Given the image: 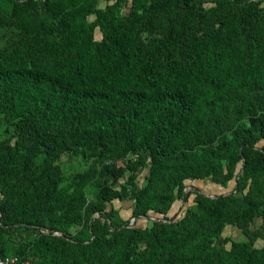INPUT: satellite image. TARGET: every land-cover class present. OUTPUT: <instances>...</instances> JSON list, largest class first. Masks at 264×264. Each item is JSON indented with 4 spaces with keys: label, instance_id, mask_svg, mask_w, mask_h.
<instances>
[{
    "label": "trees",
    "instance_id": "16d2710c",
    "mask_svg": "<svg viewBox=\"0 0 264 264\" xmlns=\"http://www.w3.org/2000/svg\"><path fill=\"white\" fill-rule=\"evenodd\" d=\"M106 1L0 0V243L8 230H37L0 255L33 264H264V6ZM63 150L104 160L83 211L75 190L60 193L54 158ZM138 165L147 166L142 185ZM125 170L127 184L113 186ZM204 177L234 187L184 191V181ZM127 185L130 217L159 215L150 225L105 209ZM190 193L192 204L167 220ZM226 225L244 239L217 247Z\"/></svg>",
    "mask_w": 264,
    "mask_h": 264
},
{
    "label": "rangeland",
    "instance_id": "374dc122",
    "mask_svg": "<svg viewBox=\"0 0 264 264\" xmlns=\"http://www.w3.org/2000/svg\"><path fill=\"white\" fill-rule=\"evenodd\" d=\"M111 1L106 0H97V7H102L106 3H110ZM260 6H264V0H259ZM126 8L122 9V12H125ZM87 20H92V16H88ZM93 37L95 39L100 38V32L95 29L93 33ZM1 43V39H0ZM261 143V142H259ZM131 157V155H126L123 158H115L112 156L108 161H113L115 164H122L127 158ZM54 162L59 165V186L60 193H70L75 190L78 203L83 206L82 210L90 203L91 201V193L90 190V182L95 177V174L101 165L104 162L103 159H94L87 163H84L82 159L73 154L69 150H63L58 153ZM130 173L129 170H125L123 175L113 183V186L118 187L120 183L127 184V176ZM147 173V166L138 165L136 170L133 172V180L137 185H142L144 182V177ZM234 180H229L224 185L215 183L210 180L209 177H204L200 180H186L184 181V190L185 191H194L207 194V195H216L220 193H226L233 189ZM131 195L132 189L130 185H127V190L124 193L123 199L121 200H113L111 202L105 203V209L113 208L119 217L122 219L131 220L130 210H131ZM193 193H190L185 201L181 199H176L166 215L168 217L174 216L175 219L180 217L184 211V209L192 204ZM72 211H75V207H72ZM159 217V215L148 212L144 216H138L134 218L133 225L137 227H144L150 225L151 221L154 218ZM81 223V219L76 221L69 227L70 232H74ZM260 223V218L255 217L250 225V227L254 228L258 226ZM264 232V229H263ZM37 233L35 229H24L17 228L14 230H8L4 234V239L2 243H0V250L2 249H10L21 242H26L32 239V237ZM225 238H230L233 240H242L244 236L234 227L226 225L218 239L213 241V244L217 247H225L227 248L229 243ZM255 246L261 245V240L256 239L254 242Z\"/></svg>",
    "mask_w": 264,
    "mask_h": 264
},
{
    "label": "built area",
    "instance_id": "2783aa9c",
    "mask_svg": "<svg viewBox=\"0 0 264 264\" xmlns=\"http://www.w3.org/2000/svg\"><path fill=\"white\" fill-rule=\"evenodd\" d=\"M0 264H33V262L16 254H6L0 255Z\"/></svg>",
    "mask_w": 264,
    "mask_h": 264
},
{
    "label": "water",
    "instance_id": "95a60500",
    "mask_svg": "<svg viewBox=\"0 0 264 264\" xmlns=\"http://www.w3.org/2000/svg\"><path fill=\"white\" fill-rule=\"evenodd\" d=\"M242 167H243V166H241V169H242ZM184 191H185V190H184ZM233 192H234V190H233ZM227 193H228V192L223 193V194H227ZM209 196H212V195H209ZM154 219H155V218H154ZM154 219H153V220H154ZM171 219H172V216H170L167 220H171ZM133 220H134V218L132 217L129 223L132 224V223H133Z\"/></svg>",
    "mask_w": 264,
    "mask_h": 264
}]
</instances>
